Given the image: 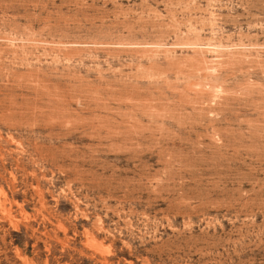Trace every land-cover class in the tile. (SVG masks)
<instances>
[{"label": "rangeland", "instance_id": "rangeland-1", "mask_svg": "<svg viewBox=\"0 0 264 264\" xmlns=\"http://www.w3.org/2000/svg\"><path fill=\"white\" fill-rule=\"evenodd\" d=\"M0 264H264V0H0Z\"/></svg>", "mask_w": 264, "mask_h": 264}]
</instances>
